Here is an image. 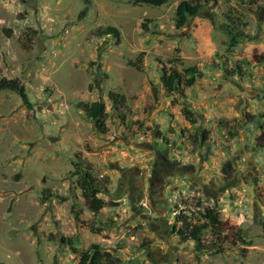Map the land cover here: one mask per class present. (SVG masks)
Wrapping results in <instances>:
<instances>
[{
  "label": "rangeland",
  "instance_id": "rangeland-1",
  "mask_svg": "<svg viewBox=\"0 0 264 264\" xmlns=\"http://www.w3.org/2000/svg\"><path fill=\"white\" fill-rule=\"evenodd\" d=\"M259 2L217 0L178 30V0H0V79H18L32 103L0 91V264H78L67 239L80 252L100 245L123 264H264V149L253 150L264 139ZM230 9L252 40L228 53L220 25ZM109 26L119 42L97 36ZM175 66L197 67L192 87L166 89L163 69ZM112 91L127 97L125 126ZM81 102L104 104L105 132ZM157 156L185 168L165 179L160 214L146 183ZM81 161L109 179L94 205L74 175ZM139 179L144 199L133 207L128 184ZM44 189L67 200H44ZM204 207L233 239L243 229L251 246L227 243L219 253L211 233L180 243L176 214Z\"/></svg>",
  "mask_w": 264,
  "mask_h": 264
},
{
  "label": "trees",
  "instance_id": "trees-1",
  "mask_svg": "<svg viewBox=\"0 0 264 264\" xmlns=\"http://www.w3.org/2000/svg\"><path fill=\"white\" fill-rule=\"evenodd\" d=\"M170 0H132L135 5H148L152 7H160L168 3ZM179 5L175 11V28L180 30L187 26L190 17L198 14L205 7L211 4H216L217 0H178ZM230 2L231 0H226ZM243 6L250 8H256L259 6V0H236ZM226 21L220 25V30L224 32L227 37L228 53L232 52L244 41H251L252 37L242 32L241 30L247 27V23H244L242 19L236 14L235 9H230L225 14ZM150 21L146 19L142 23V28L146 33L149 32L148 23ZM98 37L113 36L117 42L120 41V31L116 27H106L97 31ZM259 62L264 66V57L260 58ZM198 71L196 66L184 67L183 70L177 69V66L171 67L169 73L163 69V83L169 92H178L181 87L190 88L193 86L194 77ZM192 75V77H188ZM0 91H9L17 94L23 104L28 108H32V103L29 100L24 85L18 79H0ZM110 101L117 111V118L125 126L127 120V114L129 111L127 97L119 92L112 91L108 95ZM79 107L85 112L88 117L96 125V129L100 132H105V122L107 113L103 103H84L81 102ZM184 114L189 115V110L185 107ZM188 118V117H187ZM258 128L264 131V124L256 122ZM264 149V139L259 137L256 140L254 151ZM74 175L78 177V185L82 193V197L86 203L94 205L95 198L103 193L107 192L109 179H99L94 175L92 166L86 161L75 163ZM44 200H50L53 197L58 198L60 201L65 202V197L55 195L49 189L43 190ZM199 205L197 204V207ZM178 208V206L176 207ZM176 225H180L178 228L175 226V234L179 238L180 243L185 244L188 242H194L196 245L202 243V237L206 233H211L214 237V245L219 253L225 252V244L229 243L236 247L238 245L249 247L251 241L245 238V232L243 229L236 230V239L232 238L224 231V226L221 221L220 215L215 209L210 207L198 208L193 210L187 209V212L181 211L176 214ZM264 237V228H263ZM68 246L71 252L78 258V264H123V262L115 257L111 252L105 251L100 245L93 244L87 250L80 252L71 242L67 239Z\"/></svg>",
  "mask_w": 264,
  "mask_h": 264
},
{
  "label": "flooded vegetation",
  "instance_id": "flooded-vegetation-1",
  "mask_svg": "<svg viewBox=\"0 0 264 264\" xmlns=\"http://www.w3.org/2000/svg\"><path fill=\"white\" fill-rule=\"evenodd\" d=\"M257 8V7H256ZM160 160V164H156L153 168L152 173L149 178L146 179V183L148 185V202L154 207L156 213H159L158 207L162 204V197L164 192V184L165 179L168 180L172 178L175 174L182 172L184 167H179L176 164L170 162L165 156H157ZM194 171V169H192ZM136 183V184H134ZM133 185L129 183L130 194H131V203L133 207L136 204H142V200L144 199L145 187L144 182L142 180L134 181ZM136 196V197H134ZM164 206V205H163ZM144 219H149L146 215L143 216ZM162 217V216H161Z\"/></svg>",
  "mask_w": 264,
  "mask_h": 264
}]
</instances>
